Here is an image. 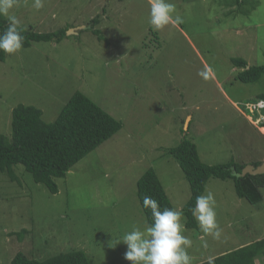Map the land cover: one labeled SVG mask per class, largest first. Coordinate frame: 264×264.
Here are the masks:
<instances>
[{
  "label": "rangeland",
  "instance_id": "374dc122",
  "mask_svg": "<svg viewBox=\"0 0 264 264\" xmlns=\"http://www.w3.org/2000/svg\"><path fill=\"white\" fill-rule=\"evenodd\" d=\"M167 2L184 23L154 31L150 0H44L39 11L33 0H18L13 14L22 27L68 31L60 43H33L0 62V134L12 138L16 106L37 107L53 123L77 92L123 127L57 180L56 195L22 165L15 181L0 174V264L20 252L45 260L74 247L93 264H131L124 259L127 246L110 243L149 226L137 195L145 172H157L175 209L191 197L180 165L166 153L183 136L207 164L264 161V117L244 111L264 93V83L234 81L231 64L242 58L249 66L264 65V0ZM94 17L99 23L92 29ZM205 69L207 79L199 75ZM208 192L222 238L188 229L183 215L192 264L264 240V201L240 198L233 180L212 178ZM24 230L21 241L15 233Z\"/></svg>",
  "mask_w": 264,
  "mask_h": 264
},
{
  "label": "trees",
  "instance_id": "16d2710c",
  "mask_svg": "<svg viewBox=\"0 0 264 264\" xmlns=\"http://www.w3.org/2000/svg\"><path fill=\"white\" fill-rule=\"evenodd\" d=\"M235 1L240 4V0ZM90 23V27L94 29L99 19L94 17ZM7 25V19L0 16V34ZM21 28L25 37L23 48H29L33 43H60L68 31V28H64L57 32L38 33L33 26ZM6 58L7 54L0 51V62H5ZM231 64L236 70L234 81L243 84L264 83V65L249 66L242 58H232ZM254 100L253 103L264 101V93L257 94ZM233 101L240 105L238 101ZM250 103L246 102L244 111L257 118L258 110L248 108ZM261 113L264 114V106ZM43 116V111L34 106L18 105L12 110V138L0 134V174L15 181L17 180L15 168L22 165L31 174L34 182L46 186L54 195L59 193L58 179L66 178L76 164L111 139L123 127L121 122L80 92L75 93L64 105L53 123H46ZM262 125L264 127V123ZM166 153L178 162L190 187L191 197L181 210L186 219L185 225L189 229L198 230V222L194 219L191 209L195 207L196 197L205 194L212 178L233 180L240 198L252 205L263 203L264 175L241 176L247 165L252 164L255 167L261 165L262 157L249 161L233 158L225 163L207 164L202 161L197 144L186 136H183L180 144L167 149ZM137 195L148 225L152 224L153 219L151 210L143 206L145 196L156 199L161 210L175 209L157 172L152 168L138 180ZM27 232L24 230L15 234L19 235L22 241ZM260 258L264 259V240L205 258L199 264H257ZM10 264L93 263L86 252L74 247L71 251L45 260L32 259L20 252Z\"/></svg>",
  "mask_w": 264,
  "mask_h": 264
},
{
  "label": "clouds",
  "instance_id": "9594fccd",
  "mask_svg": "<svg viewBox=\"0 0 264 264\" xmlns=\"http://www.w3.org/2000/svg\"><path fill=\"white\" fill-rule=\"evenodd\" d=\"M17 5L18 0H0V16L8 21L7 27L0 34V51L10 55L22 49L25 39L22 35L21 21L13 14V9ZM32 6L39 11L44 7V0H33ZM175 12V4L167 0H150L149 23L152 29L159 31L169 25L183 24L184 19ZM199 75L207 79L208 72L205 69ZM263 106L264 101H261L250 103L248 108L258 110L259 120L260 117H264L261 113ZM263 122L264 119L259 124ZM215 204L213 194L208 192L206 195L196 197L195 207L191 212L201 231L213 240L219 241L222 238V229L217 223ZM143 206L151 210L152 224L144 230L133 227L131 231L124 233L119 241L113 239L110 246L115 247L121 242L125 244L127 250L124 259L131 264H192L193 258L188 251L192 241L183 234L185 231L182 223L183 213L173 208L161 210L158 201L151 196L143 198ZM203 247H208L207 241L204 242Z\"/></svg>",
  "mask_w": 264,
  "mask_h": 264
},
{
  "label": "water",
  "instance_id": "95a60500",
  "mask_svg": "<svg viewBox=\"0 0 264 264\" xmlns=\"http://www.w3.org/2000/svg\"><path fill=\"white\" fill-rule=\"evenodd\" d=\"M188 122H189V119L186 122V126L188 125ZM247 174L254 175V176H256V175H264V162L261 165L257 166V167H255L252 164L247 165L243 169V171L241 173V176L245 177Z\"/></svg>",
  "mask_w": 264,
  "mask_h": 264
},
{
  "label": "crops",
  "instance_id": "0c3cea01",
  "mask_svg": "<svg viewBox=\"0 0 264 264\" xmlns=\"http://www.w3.org/2000/svg\"><path fill=\"white\" fill-rule=\"evenodd\" d=\"M235 105L237 106V104L235 103ZM258 261V260H257Z\"/></svg>",
  "mask_w": 264,
  "mask_h": 264
}]
</instances>
